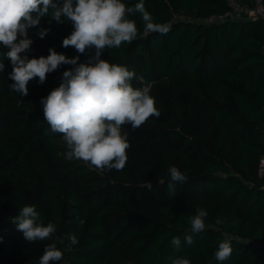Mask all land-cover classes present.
<instances>
[{
	"label": "trees",
	"instance_id": "1",
	"mask_svg": "<svg viewBox=\"0 0 264 264\" xmlns=\"http://www.w3.org/2000/svg\"><path fill=\"white\" fill-rule=\"evenodd\" d=\"M237 1L254 7L256 0ZM144 2L155 23L170 24L168 33H145L137 13L129 16L137 38L101 55L133 70V87H148L160 112L135 131L122 126L130 148L120 171L100 172L66 159L62 134L52 133L43 117L41 98L72 65L47 74L43 84L34 78L21 96L11 89L12 66L3 56L8 49L0 46V264H35L49 243L63 253L56 264H173L177 258L221 264L214 253L224 239L233 251L223 264H264V181L258 175L264 155V20L205 23L230 10L227 0ZM50 20L28 30L34 41L29 58L48 56L49 48L68 58L79 55L80 63L94 55V49L79 54L63 47L72 25ZM40 28L50 29L43 39ZM172 165L187 177L174 195L168 188ZM25 205L36 207L43 224L56 225L51 239L24 240L12 219ZM197 208L208 212L198 234L189 224ZM186 234L193 235L191 245ZM177 236L179 249L171 244Z\"/></svg>",
	"mask_w": 264,
	"mask_h": 264
},
{
	"label": "clouds",
	"instance_id": "2",
	"mask_svg": "<svg viewBox=\"0 0 264 264\" xmlns=\"http://www.w3.org/2000/svg\"><path fill=\"white\" fill-rule=\"evenodd\" d=\"M137 13L142 18L145 33L165 35L170 30V24L154 22L144 0L132 6L124 0H0V46L8 49L3 56L12 66L8 74L13 81L11 89L27 96L28 84L34 78L43 84L47 74L61 65H72L63 72L59 86L41 98L43 117L52 133L62 134L67 147L66 159L90 163L100 172L120 171L126 166L130 142L122 126L131 125L135 131L149 117L160 116L150 89L133 87V70L101 59L106 49L119 48L122 43L130 44L137 38L136 22L129 18ZM45 17L51 18L50 23L52 20L71 23L73 31L63 39V47L71 46L79 54L94 49V55L80 63L79 55L68 58L49 48L48 56L29 58L26 53L34 41L29 38L28 30L38 26ZM49 31L40 28L37 35L43 39ZM4 68V63L0 62V71ZM168 172V188L174 195L175 185L186 182L187 177L175 165L170 166ZM146 187L151 191V182H146ZM207 216L205 209H196L195 215L189 217L191 233L198 234L205 229ZM223 222L216 220L217 224ZM12 223L29 244L51 239L57 231L54 223L40 222V213L34 205L20 208ZM67 239L72 245L78 243L74 234H69ZM184 240L191 245L193 235L186 234ZM59 243H64L63 239ZM171 244L179 249L180 237H173ZM232 251L230 241L224 239L214 253L215 259L223 264ZM62 260L63 253L57 244L49 243L35 264H56ZM173 264H190V261L177 258Z\"/></svg>",
	"mask_w": 264,
	"mask_h": 264
},
{
	"label": "built area",
	"instance_id": "3",
	"mask_svg": "<svg viewBox=\"0 0 264 264\" xmlns=\"http://www.w3.org/2000/svg\"><path fill=\"white\" fill-rule=\"evenodd\" d=\"M227 1L229 3L230 10L224 15L212 16L208 18L205 23L211 24L227 20H264V0H256L254 7L242 5L237 0ZM181 19L188 20L191 18L182 16ZM258 175L264 181V155L260 158L258 163ZM246 243L253 244L256 247L261 246V244L251 240H246Z\"/></svg>",
	"mask_w": 264,
	"mask_h": 264
},
{
	"label": "rangeland",
	"instance_id": "4",
	"mask_svg": "<svg viewBox=\"0 0 264 264\" xmlns=\"http://www.w3.org/2000/svg\"><path fill=\"white\" fill-rule=\"evenodd\" d=\"M61 143L66 147V144H65L64 140H62ZM66 148H67V147H66Z\"/></svg>",
	"mask_w": 264,
	"mask_h": 264
}]
</instances>
